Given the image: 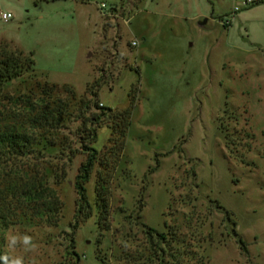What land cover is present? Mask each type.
I'll use <instances>...</instances> for the list:
<instances>
[{
    "label": "rangeland",
    "instance_id": "rangeland-1",
    "mask_svg": "<svg viewBox=\"0 0 264 264\" xmlns=\"http://www.w3.org/2000/svg\"><path fill=\"white\" fill-rule=\"evenodd\" d=\"M243 1L0 0V10L13 14L0 21V46L35 60V72L0 88V112L6 97L37 94L46 83L82 96L99 81L103 105L132 106L121 162L115 167L108 128L94 145L112 164L108 231L95 208L100 165L87 185L93 216L74 229L85 155L60 184L51 173L64 164L59 158L3 163L7 172L44 178L62 203L51 220L39 205L11 201L4 237L12 264H75L72 236L79 264H155L161 254L148 227L179 231L193 264H264V3L235 13ZM103 4L114 9L110 16ZM213 200L234 216L228 220Z\"/></svg>",
    "mask_w": 264,
    "mask_h": 264
},
{
    "label": "trees",
    "instance_id": "trees-1",
    "mask_svg": "<svg viewBox=\"0 0 264 264\" xmlns=\"http://www.w3.org/2000/svg\"><path fill=\"white\" fill-rule=\"evenodd\" d=\"M261 3H264V0H259L250 8ZM230 26V22L224 23L225 28L228 29ZM33 72H35L33 54L25 56L23 52L10 53L0 46V88ZM101 85L102 83L95 81L88 85L82 96H77L76 90L69 85L58 86L46 83L37 94L31 91L6 97L5 101L9 107H3L0 115H11L8 117L10 120H0V264H12L5 251L4 237L5 231L12 225L11 201L39 205L40 215L42 217L47 215L51 220L62 210V203L58 200L55 191L53 189L46 191L47 181L44 178L30 175L23 170L19 171L17 168L7 172L3 166L5 162L30 157L36 160L47 157L59 158L64 164L58 169L56 167V171L53 169L51 173L52 175L56 173L54 178L60 184L61 180L66 178L67 169L72 166L74 160L79 155H85L86 159L81 163L75 180L78 199L74 229H78L80 223L93 216L87 185L95 168L100 165L105 172L100 171L97 176L95 208L98 212L99 228L110 230L108 220L111 210V178H109L111 175L108 172L112 164L107 158L101 159V152L94 145L98 142L99 131L108 128L109 144L112 146L116 167L124 153L127 132L131 126L132 106L119 111L103 105L99 98ZM132 91L136 93L137 87ZM130 97L133 105L134 98ZM228 110L227 103L225 112ZM226 139L228 140V135ZM228 145L227 142V147ZM159 167L160 163L155 169L150 170V173L155 172ZM189 172L194 179L197 178L194 167ZM198 188H200L199 184L194 183L192 189ZM194 200H198V197ZM213 202L217 209L226 214L228 220L234 216L219 201L213 200ZM146 233L156 247V251L159 250L161 254L160 258H153L155 264L157 262L167 264L165 263L167 252L170 254V264H193L194 259L187 251V240L179 231L160 233L148 227ZM233 233L241 249L248 253L247 243L235 229ZM70 242L72 243L70 255L75 260V264H79L80 257L74 251L73 236Z\"/></svg>",
    "mask_w": 264,
    "mask_h": 264
},
{
    "label": "built area",
    "instance_id": "built-area-1",
    "mask_svg": "<svg viewBox=\"0 0 264 264\" xmlns=\"http://www.w3.org/2000/svg\"><path fill=\"white\" fill-rule=\"evenodd\" d=\"M258 1L259 0H244L243 4L241 6H238V7L235 8V13L241 11L242 9H246V8L252 7ZM106 8H107L106 4H103L101 6V11L103 12L105 10L103 13H106L107 15L110 16L112 14L111 12L114 9H112L111 11H107ZM12 19H13V14L11 12L0 10V21L2 23H4V24L9 23ZM133 45L136 46V43H133Z\"/></svg>",
    "mask_w": 264,
    "mask_h": 264
},
{
    "label": "crops",
    "instance_id": "crops-1",
    "mask_svg": "<svg viewBox=\"0 0 264 264\" xmlns=\"http://www.w3.org/2000/svg\"><path fill=\"white\" fill-rule=\"evenodd\" d=\"M240 12V11H239ZM239 12H237V13H239Z\"/></svg>",
    "mask_w": 264,
    "mask_h": 264
}]
</instances>
